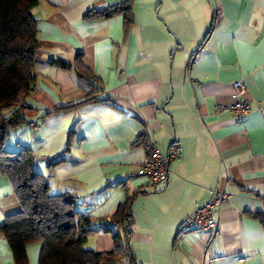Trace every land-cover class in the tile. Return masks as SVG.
Here are the masks:
<instances>
[{
  "label": "crops",
  "instance_id": "0c3cea01",
  "mask_svg": "<svg viewBox=\"0 0 264 264\" xmlns=\"http://www.w3.org/2000/svg\"><path fill=\"white\" fill-rule=\"evenodd\" d=\"M122 1H38L36 91L20 101L40 127L9 130L5 149L29 147L49 192L76 196L83 215L107 216L133 197L135 262L121 264H264V0H131L128 26L100 16ZM79 62L93 78H78ZM239 80L249 113H217ZM141 135L146 147L134 145ZM151 142L176 153L156 189L138 174ZM214 189L229 197L216 235L184 230ZM19 210L0 175V225ZM85 247L112 243L95 233ZM39 250L27 246V264ZM0 264H15L1 233Z\"/></svg>",
  "mask_w": 264,
  "mask_h": 264
},
{
  "label": "trees",
  "instance_id": "16d2710c",
  "mask_svg": "<svg viewBox=\"0 0 264 264\" xmlns=\"http://www.w3.org/2000/svg\"><path fill=\"white\" fill-rule=\"evenodd\" d=\"M38 1L0 0V175L8 180L20 205L17 213L5 218L0 233L8 243L15 264L28 263L26 248L33 243L40 245L37 264H121L123 259L134 263L129 244L133 233V197L126 195L107 216L83 215L76 196L49 192L46 180L34 169L35 157L29 147H22L18 152L5 149L9 130L27 123L23 115L25 103L20 98L36 91L34 56L38 49V28L32 9ZM130 1L114 4L100 16L123 15L128 26ZM85 71L79 62L78 78L84 74L86 80L93 78ZM90 85L95 88L93 82ZM145 141L144 135L138 136L134 145L146 147ZM53 162L50 167L62 163L63 155ZM95 233L110 237L111 251L98 253L85 247L88 236Z\"/></svg>",
  "mask_w": 264,
  "mask_h": 264
},
{
  "label": "built area",
  "instance_id": "2783aa9c",
  "mask_svg": "<svg viewBox=\"0 0 264 264\" xmlns=\"http://www.w3.org/2000/svg\"><path fill=\"white\" fill-rule=\"evenodd\" d=\"M233 87L235 90L233 104L227 109L216 107L215 110L217 113L227 110L236 119H242L250 111L249 100L246 97V86L243 81L239 80L233 84ZM27 125L32 132L37 131L40 127L37 121H31ZM175 157L176 153L174 151H169L166 155H163L157 145L154 142H151L146 156L139 165L138 174L146 178L147 185L150 189H156L158 183L166 181L169 172V165ZM228 198V195L224 191L214 189L212 197L189 215L185 219L183 226L196 233L208 232L214 237L219 227L218 212L221 206L228 201ZM203 210L207 211L206 215L203 214ZM199 214L200 219L198 217Z\"/></svg>",
  "mask_w": 264,
  "mask_h": 264
},
{
  "label": "rangeland",
  "instance_id": "374dc122",
  "mask_svg": "<svg viewBox=\"0 0 264 264\" xmlns=\"http://www.w3.org/2000/svg\"><path fill=\"white\" fill-rule=\"evenodd\" d=\"M96 84H97V83H96ZM97 85H98V84H97ZM20 102H21V101H20ZM33 121H34V120H33ZM29 122H31V121H29ZM29 122H27L26 125H27ZM27 127H28V125H27ZM28 128H29V127H28ZM29 129H30V128H29ZM38 130H39V129H38ZM38 130H37V131H38ZM30 131H31V130H30ZM37 131H35V132H37ZM31 132H32V131H31ZM35 132H33V133H35ZM139 165H140V164H139ZM139 165H138V169H139ZM206 202H207V201H206ZM206 202H205V203H206ZM227 202H228V201H227ZM227 202H226V203H227ZM199 207H200V206H199ZM203 212H204L203 214L206 215V212H207V211H206V210H203ZM198 217H199V219H200V214H199ZM199 221H200V220H199ZM199 223H200V222H199ZM182 227L184 228V230L186 229L185 226H182ZM103 252H105V251H103ZM98 253H102V252H98Z\"/></svg>",
  "mask_w": 264,
  "mask_h": 264
}]
</instances>
